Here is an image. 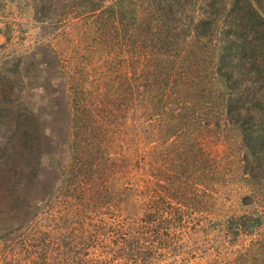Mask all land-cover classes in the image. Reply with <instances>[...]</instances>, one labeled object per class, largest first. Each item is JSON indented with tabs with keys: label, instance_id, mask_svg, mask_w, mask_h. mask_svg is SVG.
Instances as JSON below:
<instances>
[{
	"label": "trees",
	"instance_id": "16d2710c",
	"mask_svg": "<svg viewBox=\"0 0 264 264\" xmlns=\"http://www.w3.org/2000/svg\"><path fill=\"white\" fill-rule=\"evenodd\" d=\"M12 2L42 42L11 70L25 82L24 104L0 101L7 264H177L183 236L163 232L157 215L166 200L204 209L185 184L192 172L211 176V159L190 152L195 134L225 139L248 191L250 208L219 225L230 246L262 228L253 207L264 206V0H0V13ZM58 131L65 140L53 139ZM128 162L156 178L143 202L142 189L116 184ZM105 208L125 233L109 258L91 262L114 229L90 216ZM252 244L228 264H264V240Z\"/></svg>",
	"mask_w": 264,
	"mask_h": 264
},
{
	"label": "rangeland",
	"instance_id": "374dc122",
	"mask_svg": "<svg viewBox=\"0 0 264 264\" xmlns=\"http://www.w3.org/2000/svg\"><path fill=\"white\" fill-rule=\"evenodd\" d=\"M19 1L23 2V0ZM0 29L2 31L0 34V91H2V89L6 90L5 97H0V101H4L7 96L9 100L14 101V105L17 107L20 104H24L22 100H25V82L19 83L18 78L11 70L14 65L22 67L18 64V58L31 52L42 40L38 39V26L30 21L29 14L26 13V11L25 14H18L16 2L7 3L3 13H0ZM92 68L94 69L96 66L92 64L89 70L92 71ZM52 81L53 86L57 87L58 80L52 79ZM8 92H10L9 96L7 95ZM20 97L21 99H19ZM0 106L3 108L4 105L0 104ZM60 113L62 116L64 114V119L62 120H67V112L65 109L60 111ZM61 115L59 114V118L62 117ZM2 116L3 114L0 115V119H3ZM6 118H9V116L4 117V119ZM42 118H44V121L49 120L47 121L48 126L50 122L56 121L55 119L51 121V118L47 115L42 116ZM50 128L55 131L58 127L52 128L51 125ZM203 134L200 136H196L195 134L193 136V148L190 152L200 153L201 151L200 155H202V157H207L209 160L211 159L210 161H212V163L205 169L206 174L207 171H211L209 174L211 175L209 177L210 180H199L197 172H192V175L185 181V184L189 192L193 194V201L202 199L201 201H203L204 209L195 211L190 206L188 208V205L180 206L166 200L162 211L159 209L160 212L157 215V222H161V226L165 229L162 230L163 232H168V234L171 235L175 233L176 236H183L181 237L183 238L181 242L184 245L179 255H177V264H228L235 258L240 250L247 248L250 243L251 245H253L252 242L258 244L259 241L264 240V223L262 228L258 230L252 238L241 237L233 246H230L224 236L223 230L219 228V225L222 226L225 218L240 214L250 208L241 203V198L247 196L248 191L241 179L237 163L232 160V157H234L233 153L230 150L226 151L225 139H223L222 136L213 139ZM53 136V139L56 141L65 140L64 131H58L57 134L54 132ZM171 141L169 139L167 144L169 145ZM103 144H105V146L101 145V148L105 149L109 157L115 159L116 154L114 148L116 147H113L112 143L106 144L103 142ZM173 145L177 150L180 149L177 147V143ZM144 149L146 154L147 152L153 151V147L150 146H145ZM149 158L150 156H148L147 159ZM130 164L132 163L128 162L124 170L118 173L116 184L121 187L133 185L138 192L142 189L145 192L143 196H140L142 198L141 202H143L154 189L146 187L145 184L155 183L156 178L149 177V170L147 171L145 163L140 165V168H142L140 172L134 168L130 169ZM162 165L164 164L162 163ZM189 170H192L190 165ZM157 182H159V180H157ZM157 191L162 193L161 188H157ZM253 208H256L258 212L263 211L264 214V206L260 207L255 204ZM110 211L111 210L105 208L104 211H100L96 215H90L93 222H101V225L103 224L105 228H114L112 233H110L108 229H105L107 233H102L103 235L98 237V242L95 245L96 250L89 254L91 262L92 260L95 261L99 256L101 257L99 259L100 262H103L104 258H109L112 249L116 245L113 241L116 235L125 233L123 225L119 227L116 225L121 221V215L115 214L114 216L120 219H114V217L109 216L110 214L112 215ZM173 213L174 218H171V222L164 221ZM147 238V235H142L140 242H146ZM117 241L119 240L117 239ZM3 249L4 248L0 246V264H7L14 260V258ZM253 254L258 255L255 251ZM161 264L172 263L170 259H167V261Z\"/></svg>",
	"mask_w": 264,
	"mask_h": 264
}]
</instances>
